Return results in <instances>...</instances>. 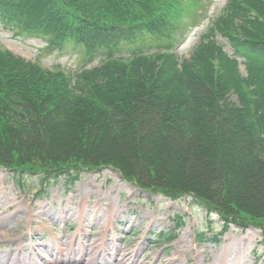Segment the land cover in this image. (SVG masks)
Returning a JSON list of instances; mask_svg holds the SVG:
<instances>
[{
    "label": "trees",
    "instance_id": "trees-1",
    "mask_svg": "<svg viewBox=\"0 0 264 264\" xmlns=\"http://www.w3.org/2000/svg\"><path fill=\"white\" fill-rule=\"evenodd\" d=\"M153 1L0 0V27L103 58L73 76L0 50V167L31 190L111 167L145 192L192 197L224 232L257 226L264 243V0H229L190 59L172 53L183 0Z\"/></svg>",
    "mask_w": 264,
    "mask_h": 264
},
{
    "label": "rangeland",
    "instance_id": "rangeland-1",
    "mask_svg": "<svg viewBox=\"0 0 264 264\" xmlns=\"http://www.w3.org/2000/svg\"><path fill=\"white\" fill-rule=\"evenodd\" d=\"M228 2L182 1L178 14L181 43L174 50L180 59H190ZM163 9L161 6L154 14ZM215 41L231 52L223 37L218 35ZM0 50L10 51L43 69L73 76L83 69L99 68L102 61V58L88 61L86 50L73 40L53 48L44 39L23 36L3 27ZM240 69L246 76L245 65L241 63ZM15 178L12 172L0 167L1 255L10 252L15 258L19 250L24 259L40 254L48 262L54 258L52 249L65 250L67 247L63 245L69 244L75 250L74 264H118L116 253L107 250L110 247L116 250L118 246L137 255L138 264H169L173 258L174 264H264L262 231L257 226L232 225L227 233H222L219 217L194 203L192 197L170 199L161 193L142 191L111 167L85 170L74 185L67 187L66 182L60 181L48 191L41 189L37 179H26L34 190L22 189ZM178 216L182 219L179 237L160 245L159 234L173 230ZM199 233L208 237L219 235L220 245L198 243ZM92 250L96 257L88 255ZM63 257L69 258L66 253Z\"/></svg>",
    "mask_w": 264,
    "mask_h": 264
},
{
    "label": "bare ground",
    "instance_id": "bare-ground-1",
    "mask_svg": "<svg viewBox=\"0 0 264 264\" xmlns=\"http://www.w3.org/2000/svg\"><path fill=\"white\" fill-rule=\"evenodd\" d=\"M2 244H3V242H2ZM47 244H46V246H47ZM63 246L67 247V249L58 251V249L55 248V250L54 249L51 250V254H54V258L52 257V259H49L48 262L45 260L43 255H40V254L36 255L33 259H24L21 254L19 255V250H17L18 255H15V258L11 257V255L9 254L10 252H8V254H6V253H3L2 255L0 254V263L1 264H28V262H30L29 264H74V261L72 260L73 259L72 256L75 254L74 253L75 250H72L70 248L69 244H67V245L64 244ZM64 247H60V248H64ZM47 248H49V247H47ZM107 250H109L110 252L116 253V257H115L116 260L115 261L118 264H128L129 261H131L130 264H138L139 263V259L137 258L138 257L137 255H132L131 253H128L124 249L120 248L119 246L116 247V250L111 249V247L108 248ZM57 251H58V255H57ZM65 253L69 257L66 260L63 257V255ZM88 255L96 257L97 253H95L92 250V251H88ZM175 261H176V259L173 258L169 261V264H174Z\"/></svg>",
    "mask_w": 264,
    "mask_h": 264
}]
</instances>
